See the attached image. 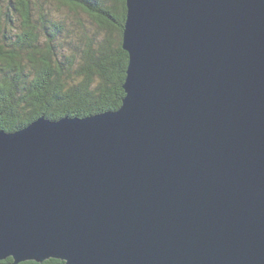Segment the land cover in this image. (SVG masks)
<instances>
[{
  "label": "water",
  "instance_id": "obj_1",
  "mask_svg": "<svg viewBox=\"0 0 264 264\" xmlns=\"http://www.w3.org/2000/svg\"><path fill=\"white\" fill-rule=\"evenodd\" d=\"M122 105L0 125V260L264 264V0H126Z\"/></svg>",
  "mask_w": 264,
  "mask_h": 264
},
{
  "label": "trees",
  "instance_id": "obj_2",
  "mask_svg": "<svg viewBox=\"0 0 264 264\" xmlns=\"http://www.w3.org/2000/svg\"><path fill=\"white\" fill-rule=\"evenodd\" d=\"M127 11L126 0H0L1 127L117 110L126 94Z\"/></svg>",
  "mask_w": 264,
  "mask_h": 264
},
{
  "label": "bare ground",
  "instance_id": "obj_3",
  "mask_svg": "<svg viewBox=\"0 0 264 264\" xmlns=\"http://www.w3.org/2000/svg\"><path fill=\"white\" fill-rule=\"evenodd\" d=\"M1 125V124H0ZM23 129V128H22Z\"/></svg>",
  "mask_w": 264,
  "mask_h": 264
}]
</instances>
